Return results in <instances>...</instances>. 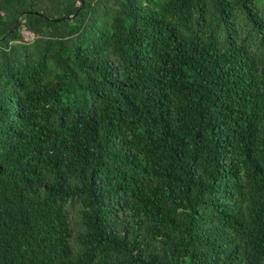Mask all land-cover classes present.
<instances>
[{
	"label": "trees",
	"instance_id": "1",
	"mask_svg": "<svg viewBox=\"0 0 264 264\" xmlns=\"http://www.w3.org/2000/svg\"><path fill=\"white\" fill-rule=\"evenodd\" d=\"M0 264H264V0H0Z\"/></svg>",
	"mask_w": 264,
	"mask_h": 264
},
{
	"label": "water",
	"instance_id": "2",
	"mask_svg": "<svg viewBox=\"0 0 264 264\" xmlns=\"http://www.w3.org/2000/svg\"><path fill=\"white\" fill-rule=\"evenodd\" d=\"M23 14H24V13H22V14L17 18L14 28L18 25V23H19V21H20V19H21V17H22Z\"/></svg>",
	"mask_w": 264,
	"mask_h": 264
}]
</instances>
